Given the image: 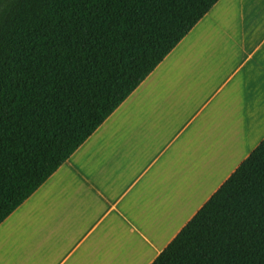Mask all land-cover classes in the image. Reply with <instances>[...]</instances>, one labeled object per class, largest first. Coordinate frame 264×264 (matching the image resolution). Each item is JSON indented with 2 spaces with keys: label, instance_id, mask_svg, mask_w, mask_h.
<instances>
[{
  "label": "crops",
  "instance_id": "0c3cea01",
  "mask_svg": "<svg viewBox=\"0 0 264 264\" xmlns=\"http://www.w3.org/2000/svg\"><path fill=\"white\" fill-rule=\"evenodd\" d=\"M264 139V0H218L0 223V264H151Z\"/></svg>",
  "mask_w": 264,
  "mask_h": 264
},
{
  "label": "trees",
  "instance_id": "16d2710c",
  "mask_svg": "<svg viewBox=\"0 0 264 264\" xmlns=\"http://www.w3.org/2000/svg\"><path fill=\"white\" fill-rule=\"evenodd\" d=\"M218 0H0V223ZM151 264H264V139Z\"/></svg>",
  "mask_w": 264,
  "mask_h": 264
}]
</instances>
